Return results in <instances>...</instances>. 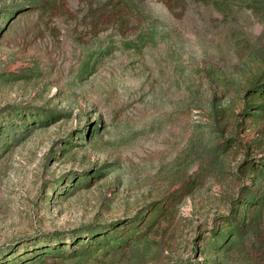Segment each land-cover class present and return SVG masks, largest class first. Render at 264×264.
Here are the masks:
<instances>
[{"label": "rangeland", "instance_id": "rangeland-1", "mask_svg": "<svg viewBox=\"0 0 264 264\" xmlns=\"http://www.w3.org/2000/svg\"><path fill=\"white\" fill-rule=\"evenodd\" d=\"M0 264H264V0H0Z\"/></svg>", "mask_w": 264, "mask_h": 264}]
</instances>
